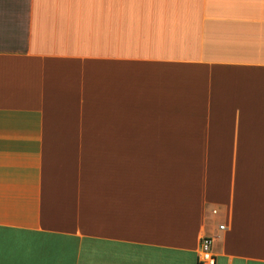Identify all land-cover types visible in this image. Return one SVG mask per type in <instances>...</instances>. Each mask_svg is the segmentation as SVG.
I'll use <instances>...</instances> for the list:
<instances>
[{
	"label": "crops",
	"instance_id": "obj_1",
	"mask_svg": "<svg viewBox=\"0 0 264 264\" xmlns=\"http://www.w3.org/2000/svg\"><path fill=\"white\" fill-rule=\"evenodd\" d=\"M202 238L264 264V0H0V264Z\"/></svg>",
	"mask_w": 264,
	"mask_h": 264
},
{
	"label": "built area",
	"instance_id": "obj_2",
	"mask_svg": "<svg viewBox=\"0 0 264 264\" xmlns=\"http://www.w3.org/2000/svg\"><path fill=\"white\" fill-rule=\"evenodd\" d=\"M222 229V227H220ZM211 241L202 238L200 241V252L198 254V264H215V258L210 251Z\"/></svg>",
	"mask_w": 264,
	"mask_h": 264
}]
</instances>
